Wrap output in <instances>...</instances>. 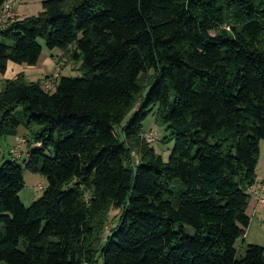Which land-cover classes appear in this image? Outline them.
<instances>
[{
    "label": "trees",
    "instance_id": "obj_1",
    "mask_svg": "<svg viewBox=\"0 0 264 264\" xmlns=\"http://www.w3.org/2000/svg\"><path fill=\"white\" fill-rule=\"evenodd\" d=\"M40 41L82 78L3 82L0 138L23 127L27 158L0 156V264H264L236 248L264 141V0L44 1L0 23V74L35 67ZM153 112L167 161L143 135ZM25 171L47 180L29 207Z\"/></svg>",
    "mask_w": 264,
    "mask_h": 264
},
{
    "label": "rangeland",
    "instance_id": "obj_2",
    "mask_svg": "<svg viewBox=\"0 0 264 264\" xmlns=\"http://www.w3.org/2000/svg\"><path fill=\"white\" fill-rule=\"evenodd\" d=\"M44 1L48 0H10V2H8L6 5L5 13L1 14L0 23H3L8 19L14 20L19 18V20H23L28 17H36L41 13L42 3ZM40 44L43 47V53L37 67L34 69H29L27 66H23L26 67L28 74H30V72H34L33 76L28 78L24 76L27 83L41 82L46 90L52 91L54 90L55 82L60 77L82 78V74L79 70L81 67V62L73 59L72 57L69 59L70 54L68 55L69 57H67V54L61 50L56 49L49 51L41 41ZM20 76L23 75L17 74L14 77V80ZM1 89L2 86L0 87V90ZM143 135L147 142V138H151L149 142L156 153L162 156L164 161H167L171 154L173 143L162 142V140L166 136H169V134L167 133L166 128L157 121V117L154 112L150 114L143 124ZM23 140H27V134L23 127L19 128L18 135L16 137L0 138L1 158L11 160L13 158V156L10 155L11 149L19 146L20 153L17 158L19 163L22 164L27 158V146L26 142H23ZM260 170H264V160H262V163L260 164ZM24 181L25 186L20 192L19 198L23 205L29 207L33 202L41 197L43 194L42 189L45 190L47 188V180L38 174L25 171ZM119 217L120 211L111 209V211L100 221L101 240L105 239L110 234L111 230L117 226ZM191 233L192 231L188 229V234ZM246 246L247 244H244L243 247L240 244L237 245L236 248L238 259L243 257Z\"/></svg>",
    "mask_w": 264,
    "mask_h": 264
},
{
    "label": "crops",
    "instance_id": "obj_3",
    "mask_svg": "<svg viewBox=\"0 0 264 264\" xmlns=\"http://www.w3.org/2000/svg\"><path fill=\"white\" fill-rule=\"evenodd\" d=\"M40 61V60H39ZM39 64V62H38ZM37 64V65H38ZM27 67L29 69H34L37 67ZM22 74L26 78L33 76L34 72L27 73L26 67L16 65L14 63H9L7 67V71L5 75H1L0 77V87L3 85L4 80H14L16 75ZM25 142V140H23ZM260 161L257 168V183L264 182V170H260V164L262 160H264V141L260 144ZM247 216L250 219V224L246 229L244 240H240L237 245H241L243 247L244 244L247 245H256L264 248V206L258 203V201L254 198H251L248 209Z\"/></svg>",
    "mask_w": 264,
    "mask_h": 264
},
{
    "label": "built area",
    "instance_id": "obj_4",
    "mask_svg": "<svg viewBox=\"0 0 264 264\" xmlns=\"http://www.w3.org/2000/svg\"><path fill=\"white\" fill-rule=\"evenodd\" d=\"M1 17V14H0ZM4 18V17H3ZM148 142L151 140V138H147ZM20 149L19 146L16 148L11 149L10 154L14 157L17 158L19 156ZM249 194L251 198H254L258 201L259 204L264 206V182L262 183H257L250 189Z\"/></svg>",
    "mask_w": 264,
    "mask_h": 264
}]
</instances>
